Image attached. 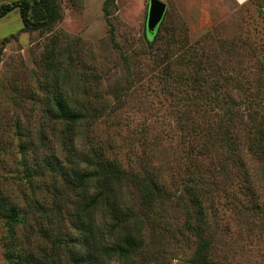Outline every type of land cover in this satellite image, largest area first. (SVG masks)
I'll return each instance as SVG.
<instances>
[{
	"label": "rangeland",
	"instance_id": "rangeland-1",
	"mask_svg": "<svg viewBox=\"0 0 264 264\" xmlns=\"http://www.w3.org/2000/svg\"><path fill=\"white\" fill-rule=\"evenodd\" d=\"M9 1L0 0V5ZM56 1L60 16L50 28L22 30L17 8L0 16V192L8 204L29 209L25 223L16 226L22 252L34 253L45 264H77L76 253L53 247L59 229L73 232L65 210L59 214L56 206L58 200L64 206L62 200L71 194L60 197L58 169L67 151L64 123L50 110L55 96L101 110L76 127L79 150L101 144L135 171L154 161L162 166L161 180L169 193H184L186 145L191 136L200 143L201 134L196 136L198 127L191 128L185 118L180 121V114L201 104L185 103L189 86L175 82L173 75L187 66L186 56L191 55L186 82L195 75V61L223 60L222 74L237 73L244 86L251 81L248 92L261 111L255 72L258 55L264 53V0H163L167 7L152 46L145 34L148 0ZM205 71L206 78L213 76L208 67ZM204 85L211 98L202 106L218 114L219 101L228 100L222 92L241 101L239 110L248 105L233 84L217 90L209 79ZM242 117L248 121L247 115ZM245 121L226 134L235 152L224 146L206 159L221 183L208 187L204 196L207 223L201 234L208 240L210 259L219 264H264V164L259 152L249 150L248 133L254 135L256 128ZM228 149L236 166L226 171L220 163L230 155ZM239 154L245 167L239 165ZM247 182L251 191L245 189ZM174 193L145 216L143 242L131 258L133 264H197L189 259L201 234L189 229L187 209ZM35 199L46 206L47 216L34 209ZM49 218L55 219L53 229ZM3 222L0 213V264H9ZM109 264L122 262L112 257Z\"/></svg>",
	"mask_w": 264,
	"mask_h": 264
},
{
	"label": "trees",
	"instance_id": "trees-1",
	"mask_svg": "<svg viewBox=\"0 0 264 264\" xmlns=\"http://www.w3.org/2000/svg\"><path fill=\"white\" fill-rule=\"evenodd\" d=\"M13 8H17L19 11L23 24L22 30L43 26L50 28L60 16V7L56 0H12L4 2L0 5V16ZM156 30L151 35L145 32L149 46L153 45V36ZM250 51L252 50L250 49ZM190 56H186L187 66L183 70L177 71L178 73L173 75V80L175 78V82L189 86L186 88L190 90H196L191 93V91L188 92L189 89H184V97L187 100L185 103L194 104L196 102L201 104L199 106L201 108L192 109L184 106L185 109L180 114V117L182 116L180 121L185 118V121L190 123L191 128L198 127L196 136L201 135L200 143L193 142L191 136L188 145H186L188 164L182 182L184 193L181 194H176L174 191L169 193L163 180H161L162 166L155 164L154 161L146 165L142 163L141 171H135L115 153L110 155L108 149L102 147L101 144L91 145L85 151L79 150L76 146V127L85 119L99 116L101 110L98 107L89 109L84 103L73 104L63 95L55 96L53 99V106L50 110L53 117L64 123L61 132L67 151L65 162L63 164L58 163L60 166L58 174L61 177L63 188L61 192L63 194L60 197L71 194L70 197L67 196L62 200L66 202L64 206L59 205L60 200L56 201V206L59 214L65 210L73 229V232H68V234L62 233L63 231L59 229L56 233L58 236L53 237V247L57 250L61 246H66L70 254L76 253L73 256L76 258L77 264H109V259L112 257L120 259L122 264H133L131 258L137 247L143 242L145 216H150L151 210L169 200L173 193L176 195L177 202L187 209L189 229L200 235L207 223L204 196L208 194V187L217 186L221 183L216 174L212 175L213 168L210 163L206 162V159L208 157L213 159L212 152L215 153L216 150L224 146H228L235 152L236 148L230 146L226 134L232 131V127L238 126L239 122L245 121L243 115L248 116V121L245 122H252L253 127L256 128L254 135L248 133L251 138L249 150L259 152L264 164V97L259 98L264 96V53L258 55V68L255 72L258 73L255 78L258 83L255 90L260 87L262 93L259 97L257 96L258 103L262 107L261 111L254 106L257 102L252 101L253 94L248 92V89L253 86L251 81L244 86L237 73H228L227 76L222 74L223 60L216 62L215 59H211L209 63H204L201 59L195 61L196 65H194L197 66L195 75L190 82H186L187 78L184 76V72L190 68ZM207 67L213 74L211 78H206L205 69ZM165 72L170 77L173 74L170 71ZM209 79H213L214 84L217 85H215L217 90L232 84L237 86L239 90L237 92L242 93L245 100L248 101L244 111L239 110L241 101L235 99V96L233 97L229 91L222 92V97L225 100L228 98V100L219 101L220 107H222L221 114H218V111H212V108L203 107V104L208 103L206 99L210 100L211 98L208 87L204 88V84ZM230 99L231 101H229ZM216 116L218 119L214 125H211L210 121ZM204 122L207 126L204 125ZM235 146H237L236 142ZM231 150L227 154H230ZM153 154H156L155 151L151 155ZM237 159L240 166L245 165L241 154ZM235 162V156L227 155L222 159L220 169L229 171L231 166H236ZM252 188L247 182L245 189L251 191ZM250 198L254 200L252 197ZM34 202V209L38 208L41 211L40 216H47L46 206L37 199ZM138 203L140 207L142 204L144 206V208H140V211ZM146 206H148V210ZM0 213L4 217L3 227L5 229L2 244L9 264H45L34 253L22 252L23 247L18 241L16 226L21 222L25 223L29 209L21 211L16 205L8 204L7 198L0 192ZM49 219L51 229H53L56 226L55 221H53L55 219ZM45 231L47 230L45 229ZM200 239L199 245L189 259L190 262L219 264L210 259L207 253L208 240L202 234Z\"/></svg>",
	"mask_w": 264,
	"mask_h": 264
},
{
	"label": "water",
	"instance_id": "water-1",
	"mask_svg": "<svg viewBox=\"0 0 264 264\" xmlns=\"http://www.w3.org/2000/svg\"><path fill=\"white\" fill-rule=\"evenodd\" d=\"M166 3L163 0H148L145 19V32L153 34L162 20L166 11Z\"/></svg>",
	"mask_w": 264,
	"mask_h": 264
},
{
	"label": "crops",
	"instance_id": "crops-1",
	"mask_svg": "<svg viewBox=\"0 0 264 264\" xmlns=\"http://www.w3.org/2000/svg\"><path fill=\"white\" fill-rule=\"evenodd\" d=\"M237 1H244V0H237Z\"/></svg>",
	"mask_w": 264,
	"mask_h": 264
}]
</instances>
